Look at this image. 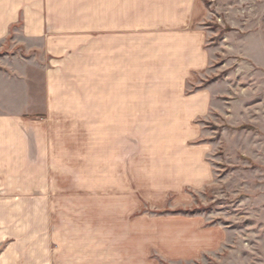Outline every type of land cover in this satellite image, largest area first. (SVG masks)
<instances>
[{
  "label": "rangeland",
  "instance_id": "obj_1",
  "mask_svg": "<svg viewBox=\"0 0 264 264\" xmlns=\"http://www.w3.org/2000/svg\"><path fill=\"white\" fill-rule=\"evenodd\" d=\"M203 1L214 57L186 92L218 99L195 119L88 120L79 88L37 120L43 58L0 42V118L24 125L0 135V179L62 178L81 223L111 226V261L264 264V0Z\"/></svg>",
  "mask_w": 264,
  "mask_h": 264
},
{
  "label": "crops",
  "instance_id": "obj_2",
  "mask_svg": "<svg viewBox=\"0 0 264 264\" xmlns=\"http://www.w3.org/2000/svg\"><path fill=\"white\" fill-rule=\"evenodd\" d=\"M206 18L203 0H0V42L43 58L37 120L58 118L55 110L72 104L68 91L85 88L88 120L179 122L218 99L209 85L186 92L214 57ZM9 120L0 118V135L24 132L21 117ZM1 179L0 264H141L111 261V226L81 223L73 192L62 199V178Z\"/></svg>",
  "mask_w": 264,
  "mask_h": 264
}]
</instances>
